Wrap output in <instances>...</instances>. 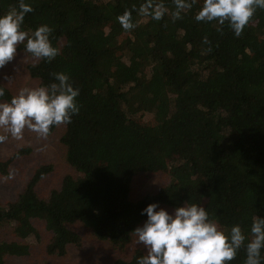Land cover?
<instances>
[{
	"label": "trees",
	"instance_id": "trees-1",
	"mask_svg": "<svg viewBox=\"0 0 264 264\" xmlns=\"http://www.w3.org/2000/svg\"><path fill=\"white\" fill-rule=\"evenodd\" d=\"M25 2L33 11L22 29L47 24L58 49L51 60H37L18 45L33 59L25 73L39 86L52 82V73L67 74L79 89V112L49 131L63 127L60 148L73 172L42 198L37 184L54 166L41 164L15 200L0 204V264L42 242L36 220L50 234V256L63 257L85 240L125 249L153 202L171 209L202 204L225 232L238 223L246 244L252 217L264 216V9L236 36L227 20H195L203 0H190L176 20L173 0H155L167 9L160 20L139 13L144 0ZM17 4L0 0V15ZM126 10L134 24L128 30L117 21ZM0 88V103L10 101L14 93L1 79ZM13 161L0 159L1 175ZM141 173L170 180L134 200ZM143 254L137 248L110 263L136 264ZM245 256L242 245L229 264H244Z\"/></svg>",
	"mask_w": 264,
	"mask_h": 264
},
{
	"label": "clouds",
	"instance_id": "clouds-1",
	"mask_svg": "<svg viewBox=\"0 0 264 264\" xmlns=\"http://www.w3.org/2000/svg\"><path fill=\"white\" fill-rule=\"evenodd\" d=\"M173 2L175 10L171 17L176 20L192 7L194 0ZM257 8L264 9V0H203L194 18L196 21L216 20L219 24L227 20L234 35L239 36ZM32 11L31 4L18 0L17 6L0 15V67L13 60L18 45H23V51L37 60H51L58 54V49L50 42L52 29L47 24L34 30L22 29L25 15ZM139 13L160 20L167 9L163 3L144 0ZM117 21L125 30L134 27L127 10L117 16ZM52 77L49 84L21 88L10 101L0 103V127L15 138L21 136L25 127L46 137L51 126L70 123L71 117L79 112L75 100L79 89L73 87L63 72L52 73ZM3 95L4 89L0 88V97ZM7 138L0 135V142ZM8 178H12V173ZM145 214L143 224L131 232L136 243L144 248L136 264H229L242 245L246 253L244 264H262L264 216L252 217L250 239L245 244L246 236L238 223L225 232L202 204L185 201L169 212L153 202L141 210V215Z\"/></svg>",
	"mask_w": 264,
	"mask_h": 264
},
{
	"label": "rangeland",
	"instance_id": "rangeland-1",
	"mask_svg": "<svg viewBox=\"0 0 264 264\" xmlns=\"http://www.w3.org/2000/svg\"><path fill=\"white\" fill-rule=\"evenodd\" d=\"M26 54L19 51L12 61L0 67L1 81L16 95L19 89L38 87L36 80L25 73V65L32 61ZM63 127L46 137L38 136L27 127L22 130L19 138L12 137L6 129L0 127V135L8 138L0 148V159L14 158L7 175L0 174V204H7L25 190L34 171L39 165L53 164L54 171L37 184V191L42 198H47L54 188H59L63 176L72 173V169L65 161L64 152L60 148L59 136ZM23 147H30L31 153L19 156L17 152ZM12 173V178L8 175ZM170 178L166 174L137 175L132 184L131 198L141 199L145 194L158 190L168 183ZM172 212L173 209L160 206ZM42 235V242L30 247V254L20 258H9L6 264H111L117 258H129L134 249L143 248L136 243V238L125 249H116L107 243L90 242L85 240L83 246H70L63 257L50 256L45 251V243L50 234L40 220L32 222ZM144 249V248H143ZM111 262V263H110Z\"/></svg>",
	"mask_w": 264,
	"mask_h": 264
}]
</instances>
